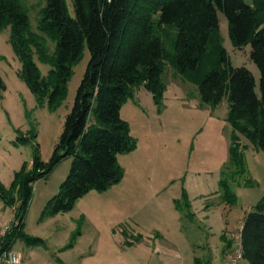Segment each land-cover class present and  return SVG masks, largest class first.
Returning a JSON list of instances; mask_svg holds the SVG:
<instances>
[{
  "label": "rangeland",
  "instance_id": "1",
  "mask_svg": "<svg viewBox=\"0 0 264 264\" xmlns=\"http://www.w3.org/2000/svg\"><path fill=\"white\" fill-rule=\"evenodd\" d=\"M21 1L31 31L43 37L52 53L55 42L37 28L45 0ZM65 1L73 15L72 1ZM217 15L221 45L230 65L248 68L259 94L260 73L250 58V44L233 46L226 16L220 10ZM176 31L172 25L156 28L165 54L160 101L137 85L121 105L120 115L128 123L135 147L117 155L123 170L120 180L101 191L91 189L72 209L44 218L42 209L66 177L72 158H62L45 177L32 183L23 231L44 243L28 246L23 238L15 239L10 250L21 252L22 264H176L179 260H173L172 244L183 255L185 246L189 247L186 242L194 239H198L195 255L204 264H226L220 254L224 238L236 245L234 235L244 214L264 194V150L240 135L244 171L237 172L230 160L227 102L223 99L216 108L203 103L197 85L172 64L169 55ZM10 34L9 26L0 29V76L5 82L0 91V181L5 186L24 161L30 166L35 147L41 160L50 158L90 56L85 44L73 63L65 97L50 108L47 96L39 99L19 75L22 62ZM33 59L41 76H46L51 63L36 53ZM17 136H26L28 141L21 142ZM221 179L236 196L232 205L223 198ZM18 206L19 201L10 206L0 199L1 226L12 225ZM207 241L217 255L211 257ZM185 264H193V259ZM241 264L248 262L243 259Z\"/></svg>",
  "mask_w": 264,
  "mask_h": 264
},
{
  "label": "trees",
  "instance_id": "2",
  "mask_svg": "<svg viewBox=\"0 0 264 264\" xmlns=\"http://www.w3.org/2000/svg\"><path fill=\"white\" fill-rule=\"evenodd\" d=\"M71 1L73 15L65 0H45L39 11L38 30L55 42L49 53L43 37L31 31L22 1L0 0V29L10 27V42L22 62L19 75L39 99L47 96L50 108L65 97L73 63L85 44L90 54L50 158L41 160L35 147L30 166L24 161L9 186L0 181L4 204L14 206L19 201L11 227L0 237V253L9 250L17 238L28 246L44 243L23 231L24 215L32 183L45 177L62 158H72L69 171L46 201L41 218L68 211L89 190L101 191L120 180L123 170L117 155L135 147L128 123L120 115L121 105L137 85L149 90L156 101L165 87L159 26L177 29L169 57L183 77L197 85L201 101L216 108L226 100L230 160L237 172L244 171L240 135L264 150V0ZM218 10L227 18L232 45L250 44V58L260 73L259 94L252 72L229 63L218 32ZM33 53L51 63L46 76L39 73ZM4 89L0 76V91ZM17 139L28 141L26 136ZM220 185L225 202L232 205L236 196L228 182L221 179ZM239 233L243 259L248 264H264V194L244 214ZM227 243L229 247L231 241Z\"/></svg>",
  "mask_w": 264,
  "mask_h": 264
},
{
  "label": "built area",
  "instance_id": "3",
  "mask_svg": "<svg viewBox=\"0 0 264 264\" xmlns=\"http://www.w3.org/2000/svg\"><path fill=\"white\" fill-rule=\"evenodd\" d=\"M11 227V224L0 225V237L3 236ZM236 245L229 246L226 253L227 264H241L243 253L240 244V233H236ZM22 254L20 251L3 250L0 253V264H22Z\"/></svg>",
  "mask_w": 264,
  "mask_h": 264
},
{
  "label": "crops",
  "instance_id": "4",
  "mask_svg": "<svg viewBox=\"0 0 264 264\" xmlns=\"http://www.w3.org/2000/svg\"><path fill=\"white\" fill-rule=\"evenodd\" d=\"M191 216H193V212H191ZM242 224V223H241ZM241 227V226H240ZM156 235H162V233H158V234H156ZM161 239V238H160ZM227 240H228V238H226V239H224V245H223V247L220 249V254H221V256L225 259V261H226V253H227V250H228V243H227ZM158 241H159V239H158ZM196 242H198V239H194V240H192V242H186V244L189 246V247H187V246H185V248L183 249L184 250V253H183V255H181V254H179V251H181V248H179V246H177V245H175V244H172V246H171V250H172V252L174 253V255H173V260H179L178 262H175L176 264H180V262L182 263V264H185V260H189V261H191L192 259H193V264H196V259H198V260H200V264H204L202 261H201V259L197 256V255H195V251H194V249L196 248L195 246H198V244L196 243ZM207 244H206V248H207V250H210L211 251V257H213L214 255H217V254H214L215 252H213L212 250H211V246H210V244H209V242L207 241L206 242ZM137 247V246H136ZM139 247H140V243H139ZM89 252H90V250H89ZM176 252H177V254H176ZM88 255H90V253L88 254ZM23 256V255H22ZM217 258V256H215V258L214 259H216ZM180 260H182V261H180ZM226 264H227V261H226Z\"/></svg>",
  "mask_w": 264,
  "mask_h": 264
}]
</instances>
